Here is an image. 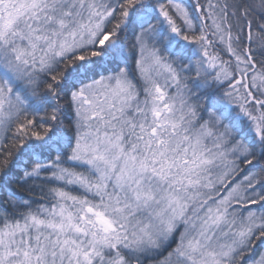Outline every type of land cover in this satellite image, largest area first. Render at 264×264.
Returning <instances> with one entry per match:
<instances>
[{
	"label": "snow or ice",
	"instance_id": "6c2138e0",
	"mask_svg": "<svg viewBox=\"0 0 264 264\" xmlns=\"http://www.w3.org/2000/svg\"><path fill=\"white\" fill-rule=\"evenodd\" d=\"M0 264H264V0H0Z\"/></svg>",
	"mask_w": 264,
	"mask_h": 264
}]
</instances>
